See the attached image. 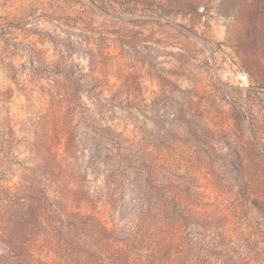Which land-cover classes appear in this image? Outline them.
I'll return each mask as SVG.
<instances>
[{
	"label": "rangeland",
	"instance_id": "obj_1",
	"mask_svg": "<svg viewBox=\"0 0 264 264\" xmlns=\"http://www.w3.org/2000/svg\"><path fill=\"white\" fill-rule=\"evenodd\" d=\"M30 189L43 264H264V0H0V206Z\"/></svg>",
	"mask_w": 264,
	"mask_h": 264
},
{
	"label": "trees",
	"instance_id": "obj_2",
	"mask_svg": "<svg viewBox=\"0 0 264 264\" xmlns=\"http://www.w3.org/2000/svg\"><path fill=\"white\" fill-rule=\"evenodd\" d=\"M71 79V75L64 78V88L59 82L56 84L60 89L58 91L63 90L66 97L75 89ZM19 188L23 190L27 187L21 185ZM46 195V192L40 193L30 189L26 200L11 198L0 206V240L8 251L21 255L25 264H43L40 260L43 252L46 257L54 254L63 260L62 257L72 249L68 234L64 236L65 225H62L61 221L57 222V226L54 225L55 216L61 214L60 211L51 210L43 204L47 199ZM46 228L52 230L53 234H47Z\"/></svg>",
	"mask_w": 264,
	"mask_h": 264
}]
</instances>
